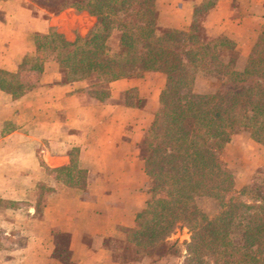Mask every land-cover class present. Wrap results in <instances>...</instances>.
Instances as JSON below:
<instances>
[{"label": "trees", "instance_id": "trees-1", "mask_svg": "<svg viewBox=\"0 0 264 264\" xmlns=\"http://www.w3.org/2000/svg\"><path fill=\"white\" fill-rule=\"evenodd\" d=\"M31 1L52 14L65 8L86 11L96 21L86 35H76L71 43L53 28L36 33V52L24 57L18 74L0 71L4 89L23 93L29 85L18 75L22 71H41L50 55L63 46L72 47L65 59L58 58L70 81L85 79L92 73L103 81L141 77L147 71L166 76L145 140L131 146L129 158L119 161L122 166L115 165L134 167V176L146 179L149 194L135 206V226L123 231L125 250L132 253L129 261L137 260V254H144L152 262L177 259L180 249L168 237L180 224L191 231L183 264H264V171H256L236 192L233 172L222 160L225 151L242 137L264 149L263 87L256 81L238 89L205 94H194L188 87L193 71L199 69L232 81L264 79V35L253 36L254 42L243 59L245 65L236 71L242 47L226 37L196 40L197 16L205 14L216 0H202L196 5L186 30L159 25L156 0ZM111 39L116 41L112 51L108 47ZM125 104L142 106L134 88L125 92ZM77 156L71 155L70 163L56 171L64 184L92 189L86 183L88 171L79 167ZM105 167V172L94 174L111 178L115 171L109 167L114 166ZM71 173L81 177L82 185L79 179L73 180ZM206 198L214 201L216 208L211 213L198 204ZM94 210L102 214L98 207ZM43 213L44 207L39 205L34 219H42ZM86 215L85 220L89 210ZM31 223H26V230L32 231ZM88 223H80L77 231L82 233ZM121 230L116 228L97 239L105 251L102 259L106 264L115 262L104 239ZM51 234L52 256L64 264H77L72 257L71 232L52 228ZM57 235L66 242L60 250L55 245ZM122 255L124 258L127 253Z\"/></svg>", "mask_w": 264, "mask_h": 264}, {"label": "crops", "instance_id": "crops-1", "mask_svg": "<svg viewBox=\"0 0 264 264\" xmlns=\"http://www.w3.org/2000/svg\"><path fill=\"white\" fill-rule=\"evenodd\" d=\"M201 1L156 0L159 25L188 29ZM95 21L74 8L52 14L31 0H0V71L18 74L24 57L36 52V33L53 28L71 43L76 35H86ZM201 23L208 37L223 36L242 47L243 60L253 36L264 35V0H216ZM71 48L58 47L41 71H28L26 79L20 76L29 85L23 93L14 94L0 84V236L4 241L9 237L10 243L25 237L21 244L0 246V264H64L52 256V228L71 232L77 264H106L97 239L134 220L122 197L110 196L98 214L94 209L102 200L99 195L53 181L41 200L43 218L34 219L35 187L44 179L43 169L56 172L76 153L79 167L90 175L105 172V157L125 158L132 145L144 141L166 82L159 71L114 81L92 73L70 81L58 58L65 59ZM131 88L141 107L125 104V92ZM87 220L83 232L77 231ZM29 222L32 231L25 229Z\"/></svg>", "mask_w": 264, "mask_h": 264}, {"label": "rangeland", "instance_id": "rangeland-1", "mask_svg": "<svg viewBox=\"0 0 264 264\" xmlns=\"http://www.w3.org/2000/svg\"><path fill=\"white\" fill-rule=\"evenodd\" d=\"M200 15L197 16L196 26L199 31V37L196 40L207 42L209 38H219H208L201 23L204 14L202 16ZM205 36V40H201V38ZM115 43L116 41L114 39H111L109 41L108 47L110 48V51L115 49ZM262 46H264V41ZM244 65L245 61L242 59H238L235 66L236 71H241ZM192 75L193 77L190 79V86L188 87L190 88L189 90L194 94H205L213 91L224 90L230 91L238 89L241 86L252 85L256 81H258V84L263 87L264 90V79H262L261 77H249L242 82L232 81L227 80L225 76L220 75L218 73H208L200 69L193 71ZM18 76H21L22 78L26 79L27 72L22 71L21 74H19ZM3 78L9 79V77L7 76H4ZM0 79H2V76H0ZM25 83L27 84L26 81ZM146 129L144 131V140ZM129 154L130 153H128V155L122 159L118 157H105V164H111L112 166H114L109 167L115 171L113 176L109 178V176L105 175L87 174L88 177L86 183H89L92 189L88 190L83 188V190L88 192V195H99L100 199H102L100 203H98V208L101 209V212L105 211V202L110 198V196L116 195L118 197L123 198V200L125 201L126 208L130 210L131 213L134 215V220L131 225H118L116 228H123V230L116 232L113 236L105 237L104 244L106 248H108V250L110 251L112 260L117 264H183L187 255L186 245L191 239V231L186 226L180 224L176 226V228L168 237L170 241L176 242L178 248L180 249V256L177 259H170L169 261H166L165 259H159L152 262L144 254H137L136 256L134 255L137 260L129 261V258L131 257L132 253L129 252L127 248L125 250L126 243L124 241L125 239L123 231L125 229H132L135 226V206L138 207V205H140V203L149 195L146 192V179L143 180V178L137 177L136 175L134 176V167H116L117 165L122 166V164H119V161H124L129 158ZM222 160L230 167L233 172L234 190L236 192H239L242 189V187L247 183V181L252 177V175L256 171H264V149L258 144L246 140L244 137H242L241 141L238 144H235L232 148H229L225 151V153L222 155ZM130 162L132 163V159ZM43 167L46 166L44 165ZM127 169H130L131 172ZM43 171L44 179L38 182L35 187L36 207H38L39 205L41 206V200L43 196H45L47 192L52 190L53 182H63L61 180L62 178L60 176V173H58L57 171L55 172L46 168L43 169ZM73 173H71L70 176H72L73 180L79 179V184L82 185L83 182L81 177ZM50 177L53 179H50ZM24 203L27 204L29 202L24 201ZM198 204L200 208H202L207 213L213 212L216 208L214 201L209 198L201 199ZM24 238V236H19L17 239L12 238L11 243L17 242L18 244H21L24 242ZM4 240L5 239L0 236V246H12L9 237L7 238V241ZM85 241L89 244L90 238L86 236ZM55 245L58 250L66 246V242L62 235H57L55 237ZM123 253H127V256L125 255L124 258L122 255ZM63 254H66V252H64Z\"/></svg>", "mask_w": 264, "mask_h": 264}]
</instances>
